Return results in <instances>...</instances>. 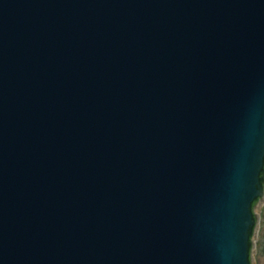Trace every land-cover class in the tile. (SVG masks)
Here are the masks:
<instances>
[{
	"label": "water",
	"instance_id": "1",
	"mask_svg": "<svg viewBox=\"0 0 264 264\" xmlns=\"http://www.w3.org/2000/svg\"><path fill=\"white\" fill-rule=\"evenodd\" d=\"M263 201L264 0H0V264H252Z\"/></svg>",
	"mask_w": 264,
	"mask_h": 264
},
{
	"label": "rangeland",
	"instance_id": "2",
	"mask_svg": "<svg viewBox=\"0 0 264 264\" xmlns=\"http://www.w3.org/2000/svg\"><path fill=\"white\" fill-rule=\"evenodd\" d=\"M262 210H264V202L259 203L255 207V211L260 215V221L257 228L255 244L252 251V264H264V249L261 246V217H262Z\"/></svg>",
	"mask_w": 264,
	"mask_h": 264
},
{
	"label": "snow or ice",
	"instance_id": "3",
	"mask_svg": "<svg viewBox=\"0 0 264 264\" xmlns=\"http://www.w3.org/2000/svg\"><path fill=\"white\" fill-rule=\"evenodd\" d=\"M254 207H255V203L253 204V208ZM261 230H262L261 246H262V249H264V210H262Z\"/></svg>",
	"mask_w": 264,
	"mask_h": 264
},
{
	"label": "trees",
	"instance_id": "4",
	"mask_svg": "<svg viewBox=\"0 0 264 264\" xmlns=\"http://www.w3.org/2000/svg\"><path fill=\"white\" fill-rule=\"evenodd\" d=\"M261 235H262V231H261ZM262 237V236H261Z\"/></svg>",
	"mask_w": 264,
	"mask_h": 264
}]
</instances>
